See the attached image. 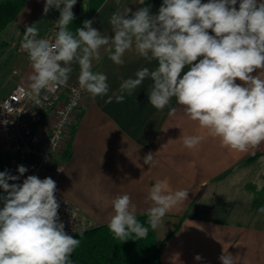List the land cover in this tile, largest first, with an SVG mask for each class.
Here are the masks:
<instances>
[{
	"label": "clouds",
	"instance_id": "obj_1",
	"mask_svg": "<svg viewBox=\"0 0 264 264\" xmlns=\"http://www.w3.org/2000/svg\"><path fill=\"white\" fill-rule=\"evenodd\" d=\"M237 2L163 0L156 14L150 6L140 7L131 17L129 8L123 13L114 11L109 19L113 36L94 28L92 20H85L74 36L67 25L75 19L72 9L77 0H45V15L52 8L60 12L55 22L59 30L54 38L43 39L38 38L35 25L26 26L21 49L32 69L28 94L39 104L42 92L67 85L73 65L79 66V88L93 99L107 96L109 103L113 98L124 102L126 95L131 96L150 79L148 103L158 111L175 98L185 114L211 137L219 138L222 146L241 152L256 148L264 144V0H239L238 8ZM102 48L118 66L130 51L158 66L143 67L134 78L122 79L118 92L109 96L107 76L92 70ZM186 66L188 70L181 76ZM258 69V74L251 75ZM174 113L173 108L169 114ZM179 139L183 147L196 150L204 138ZM144 163L154 167V154H146ZM17 171L23 176L27 168L19 165ZM18 179L8 170L0 172V189L6 193L0 195V264H72L71 255L80 239L67 234L59 219L56 181L28 175L22 183H9ZM188 192L170 190L166 181L158 180L146 197V203L151 202L148 226L138 221L131 197L117 195L111 200L108 228L123 242L130 236L133 240L146 238L149 227L156 230L164 223L163 217L186 201ZM259 211L264 213V207ZM194 259L203 258L196 255ZM218 259L221 264H235L230 254Z\"/></svg>",
	"mask_w": 264,
	"mask_h": 264
},
{
	"label": "crops",
	"instance_id": "obj_2",
	"mask_svg": "<svg viewBox=\"0 0 264 264\" xmlns=\"http://www.w3.org/2000/svg\"><path fill=\"white\" fill-rule=\"evenodd\" d=\"M207 3V0H201ZM88 7L86 12L82 6ZM163 0H77L72 11L75 19L67 25L74 36L85 20L93 27L113 36L109 19L114 11L132 13L150 6L158 13ZM45 0H28L16 18L1 32L4 43L0 69L4 75L6 97L17 84L29 89L32 73L28 56L21 49L26 26L38 29L44 38L58 32L55 23L59 10L44 14ZM239 6V0L236 7ZM63 8V5H61ZM209 33H214L209 30ZM200 59V58H198ZM124 64H114L109 53L101 49L100 59L93 62V71L107 76L109 96L118 92L122 79L134 78L137 70L155 69L134 51L127 52ZM195 63V62H194ZM188 70L186 66L181 76ZM259 69L251 75L259 73ZM79 66L73 65L68 84L78 81ZM146 79L122 103L113 98L93 97L84 100L69 138L58 151L48 169V177L62 165L55 195L78 205L97 225L108 224L113 214L111 200L128 194L136 205L137 215L147 214L149 189L158 180L166 181L170 190L185 189L188 199L174 207L155 231L157 240L164 241L162 264H221L222 254H230L235 264H264V144L241 152L222 146L219 138L211 137L197 121L191 120L175 98L163 111L148 103ZM236 83L243 84L237 80ZM175 113L170 115V110ZM181 136H202L200 146L189 150L182 146ZM154 154L155 166L149 168L144 157ZM9 169V155L7 153ZM251 155L257 157L245 162ZM262 197V198H261ZM261 216V221L258 217ZM171 234V235H170ZM200 255L203 259L196 261Z\"/></svg>",
	"mask_w": 264,
	"mask_h": 264
},
{
	"label": "built area",
	"instance_id": "obj_3",
	"mask_svg": "<svg viewBox=\"0 0 264 264\" xmlns=\"http://www.w3.org/2000/svg\"><path fill=\"white\" fill-rule=\"evenodd\" d=\"M28 93L29 89L17 84L6 97L0 98V148L9 155L10 174L19 176L9 183H22L28 175L46 177L55 154L69 138L81 105L91 95L79 88L78 81L47 94L42 92L39 104ZM19 165L27 168L23 176L17 171ZM58 168L62 170V165L48 176L54 181L61 172ZM55 197L60 204L59 219L67 234L72 236L97 226L78 205Z\"/></svg>",
	"mask_w": 264,
	"mask_h": 264
},
{
	"label": "trees",
	"instance_id": "obj_4",
	"mask_svg": "<svg viewBox=\"0 0 264 264\" xmlns=\"http://www.w3.org/2000/svg\"><path fill=\"white\" fill-rule=\"evenodd\" d=\"M27 1L0 0V34L21 12ZM3 49L4 43L0 39V59ZM256 157L257 155H251L245 162ZM6 163V154L0 148V172L9 171ZM0 195H6L3 189H0ZM2 207L3 202L0 201V208ZM137 219L148 226L147 214H138ZM80 233L83 235H72L80 239L79 246L71 255L72 264H162L161 249L165 240L159 242L156 231L150 227L146 238L133 240L134 236H130V240L125 242L114 238L108 224L97 225Z\"/></svg>",
	"mask_w": 264,
	"mask_h": 264
},
{
	"label": "rangeland",
	"instance_id": "obj_5",
	"mask_svg": "<svg viewBox=\"0 0 264 264\" xmlns=\"http://www.w3.org/2000/svg\"><path fill=\"white\" fill-rule=\"evenodd\" d=\"M3 86H4V75L0 69V96L6 95L8 91L7 88L6 87L4 88ZM258 219L261 221V216H259Z\"/></svg>",
	"mask_w": 264,
	"mask_h": 264
},
{
	"label": "water",
	"instance_id": "obj_6",
	"mask_svg": "<svg viewBox=\"0 0 264 264\" xmlns=\"http://www.w3.org/2000/svg\"><path fill=\"white\" fill-rule=\"evenodd\" d=\"M81 6H82L83 11L86 12L87 8L85 7V3H83L82 5L78 4L77 8L79 9Z\"/></svg>",
	"mask_w": 264,
	"mask_h": 264
}]
</instances>
